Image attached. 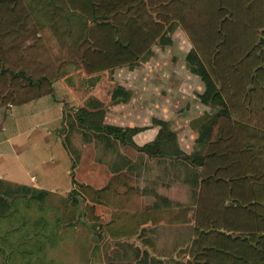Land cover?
<instances>
[{
  "label": "trees",
  "instance_id": "16d2710c",
  "mask_svg": "<svg viewBox=\"0 0 264 264\" xmlns=\"http://www.w3.org/2000/svg\"><path fill=\"white\" fill-rule=\"evenodd\" d=\"M178 26L192 45L187 66L204 85L200 103L221 106L191 122L193 151L172 148L176 134L168 122L142 145L133 136L144 128L105 124L106 108L131 97L120 84L109 86L106 100L84 101L70 119L66 143L78 130L106 148L120 142L148 155L182 158L196 202L188 257L176 263L264 264V0H0V102L21 105L52 94L68 63L94 85L104 72L134 67ZM54 39L67 50L54 52ZM2 185L0 204L10 195L44 198L26 185L0 179ZM14 214L0 211V218ZM33 246L39 252L43 241Z\"/></svg>",
  "mask_w": 264,
  "mask_h": 264
},
{
  "label": "crops",
  "instance_id": "0c3cea01",
  "mask_svg": "<svg viewBox=\"0 0 264 264\" xmlns=\"http://www.w3.org/2000/svg\"><path fill=\"white\" fill-rule=\"evenodd\" d=\"M66 79L58 78L52 94L30 102H0V179L29 186L34 192L43 191L47 201H64L73 190L78 191L74 196L81 200L86 219L98 223L104 233L102 242L108 243L101 249L104 261L108 259L105 249L114 254L110 256L117 263L118 258L130 253L132 264H177L186 260L196 202V190L185 178L188 163L184 164L182 158L148 155L120 142L106 148L103 142L84 140L81 134L66 143L68 118L78 109L74 106L77 90L69 83L67 88H60ZM87 83L89 92L81 103L90 96L103 100L96 92L100 81ZM58 90L62 91L60 95ZM124 103L108 106L103 122L144 128L133 136L138 145L152 141L163 123L170 124L168 118L156 125L125 124L118 116ZM170 128L176 134L174 146L170 143L172 148L190 154L195 137L188 144L171 124ZM147 130L153 131L154 137L143 140L141 134ZM77 183L86 187L80 189ZM89 240L92 255L93 242Z\"/></svg>",
  "mask_w": 264,
  "mask_h": 264
},
{
  "label": "rangeland",
  "instance_id": "374dc122",
  "mask_svg": "<svg viewBox=\"0 0 264 264\" xmlns=\"http://www.w3.org/2000/svg\"><path fill=\"white\" fill-rule=\"evenodd\" d=\"M167 37L169 41L163 44L154 43L147 55L134 67L124 66L102 73L101 84L99 83L100 87H97L96 92L104 98L109 86H124L131 93L130 99L118 111V116L123 117L125 124L135 122L156 125L162 121L160 119L168 118L171 127L191 144L196 137L191 122L204 112L217 111L221 106H206L199 101L198 93L203 91L204 85L199 76L193 74L187 66L186 55L192 45L186 33L178 26L166 32ZM52 48L59 53L66 51L68 47H59L54 39ZM65 70L67 82L60 88H67L69 83L77 90L75 98L78 104L74 106L79 108L89 92L87 75L82 68L69 63ZM61 92L58 90L57 94L60 95ZM155 118L158 122L153 120ZM69 122L68 118L66 132L69 130ZM141 136L143 140H149L154 137V132L147 130ZM80 137L78 130L71 134V138ZM4 187L2 185L0 188ZM74 197L69 196L64 201L60 198L47 201L44 198L41 203H30L27 197L7 196L6 202L0 204V211L8 213L15 209V216L10 220L6 217L0 218V264H132L134 261L131 253L126 254V258H118L117 263L110 256L114 254L105 249L108 259H101V249L108 245L102 242L104 233L82 216V206V212H78ZM16 199L18 202L13 205ZM57 219L60 224H57ZM13 227L17 229L14 230ZM89 238L93 242L92 255ZM39 240L43 241V248L38 252L33 242ZM121 245L123 247L124 244Z\"/></svg>",
  "mask_w": 264,
  "mask_h": 264
},
{
  "label": "water",
  "instance_id": "95a60500",
  "mask_svg": "<svg viewBox=\"0 0 264 264\" xmlns=\"http://www.w3.org/2000/svg\"><path fill=\"white\" fill-rule=\"evenodd\" d=\"M78 212L80 213L81 212V200L79 199V202H78Z\"/></svg>",
  "mask_w": 264,
  "mask_h": 264
}]
</instances>
